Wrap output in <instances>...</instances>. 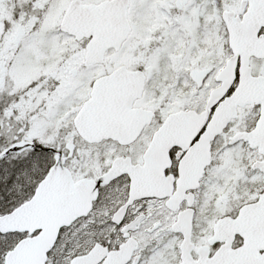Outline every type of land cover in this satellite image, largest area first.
I'll list each match as a JSON object with an SVG mask.
<instances>
[{
	"label": "snow or ice",
	"instance_id": "6c2138e0",
	"mask_svg": "<svg viewBox=\"0 0 264 264\" xmlns=\"http://www.w3.org/2000/svg\"><path fill=\"white\" fill-rule=\"evenodd\" d=\"M0 264H264V0H0Z\"/></svg>",
	"mask_w": 264,
	"mask_h": 264
}]
</instances>
